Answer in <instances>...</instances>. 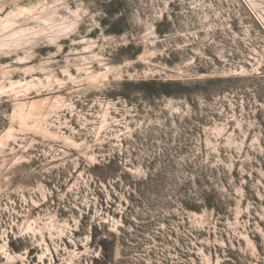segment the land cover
<instances>
[{
	"label": "rangeland",
	"instance_id": "rangeland-1",
	"mask_svg": "<svg viewBox=\"0 0 264 264\" xmlns=\"http://www.w3.org/2000/svg\"><path fill=\"white\" fill-rule=\"evenodd\" d=\"M104 238L264 264V0H0V264Z\"/></svg>",
	"mask_w": 264,
	"mask_h": 264
},
{
	"label": "trees",
	"instance_id": "trees-1",
	"mask_svg": "<svg viewBox=\"0 0 264 264\" xmlns=\"http://www.w3.org/2000/svg\"><path fill=\"white\" fill-rule=\"evenodd\" d=\"M144 84L147 85L148 82H146ZM168 84H172V82H170ZM167 93H170V92H167ZM93 169L95 171H99V174H97V177L99 179H107V178L111 177L112 174H114V172L112 171V168H110V165H105L102 163L95 164ZM99 246L101 247V249L103 251L102 260L106 264L112 262V258L114 255V247H115V245H113V242L108 240L107 238H104V239L100 240ZM98 261L99 260H97V262Z\"/></svg>",
	"mask_w": 264,
	"mask_h": 264
}]
</instances>
